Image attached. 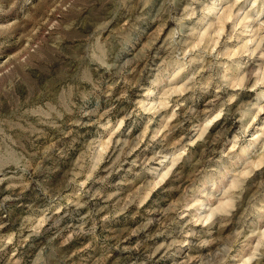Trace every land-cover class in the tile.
I'll return each mask as SVG.
<instances>
[{"label": "clouds", "instance_id": "obj_1", "mask_svg": "<svg viewBox=\"0 0 264 264\" xmlns=\"http://www.w3.org/2000/svg\"><path fill=\"white\" fill-rule=\"evenodd\" d=\"M0 264H264V0H0Z\"/></svg>", "mask_w": 264, "mask_h": 264}]
</instances>
